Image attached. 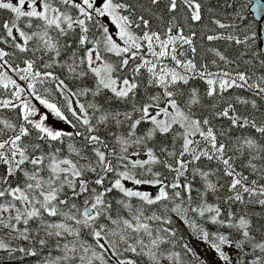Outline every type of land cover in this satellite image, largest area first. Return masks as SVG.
Masks as SVG:
<instances>
[{
    "label": "snow or ice",
    "instance_id": "6c2138e0",
    "mask_svg": "<svg viewBox=\"0 0 264 264\" xmlns=\"http://www.w3.org/2000/svg\"><path fill=\"white\" fill-rule=\"evenodd\" d=\"M227 6L240 23L211 6L205 23L203 0H0V232L25 242L0 239L10 259L209 264L179 221L219 264H264V52L241 27L264 0Z\"/></svg>",
    "mask_w": 264,
    "mask_h": 264
},
{
    "label": "trees",
    "instance_id": "16d2710c",
    "mask_svg": "<svg viewBox=\"0 0 264 264\" xmlns=\"http://www.w3.org/2000/svg\"><path fill=\"white\" fill-rule=\"evenodd\" d=\"M235 2H236V0H203L204 15H205V21L204 22L205 23L209 22L208 17L211 14L208 13L207 9L209 6H211L215 11V15L217 17L221 18L222 20H224V22L240 23L238 20L229 21L226 19V17L233 15V9L229 8L227 5L229 3H235ZM236 6H237V8L239 7L238 4ZM4 15L6 17L7 14L5 13ZM253 22L255 24V30L258 32V30H257L258 25L255 22V20L253 19L249 10H247L246 19L243 23H241V27H244L246 24L253 23ZM248 35L251 36V31L248 32ZM205 43L207 44L208 42L205 41ZM210 43H211V46L218 47L222 52H224L225 54H227L231 58H235L238 51L241 54L248 51L247 46H233L229 42L216 41V42H210ZM257 44L259 45V39L257 40ZM0 47H4L6 51H13V49L10 45L0 44ZM257 51L261 52L259 48L257 49ZM20 55H23V54H20ZM244 58L247 59L248 57L245 56ZM17 62H19V61L17 60ZM240 64H241L240 70H245L246 66L244 65L243 61H240ZM21 67H23V64H21ZM9 74L13 75L14 78L18 79V77H16L15 74H13V73H9ZM257 75H259V72H257ZM18 82L21 83L22 85L24 84L23 81H18ZM89 83H90V81H89ZM196 85L200 87L201 91H203L204 85L202 84V82L196 81ZM230 94L233 97H235L236 95H240L242 97L248 98L249 100L254 98L251 92H246V91L241 90V89L230 90ZM0 98H3V97H0ZM257 102L258 103H264V102L259 101V100H257ZM114 106L119 107V104L117 103ZM238 107L241 110H244V106L238 105ZM247 107L250 108V104ZM76 146L79 147V144L77 143ZM64 151H65V154L68 153L67 142L64 145ZM169 179H171V177H169ZM198 186H199V183L197 182V187ZM193 195H195V193H193ZM214 199L215 198L213 196L209 197L210 201H213ZM254 210L257 213L264 211V209H261L260 206H258V205L254 206ZM179 227L181 229L182 234L185 236V238L191 241V237H190V234L188 232V229L182 227L180 224H179ZM0 239H5L10 244V246L12 248H16L17 246H21L23 243H25V242H22L19 240H8L5 235L0 236ZM191 245L205 260L209 261V264H211V261H210L208 256L203 254V252L201 250H199L193 243H191ZM12 255L15 257V259H10L9 253L6 252L5 250H0V264H40L41 259H43L44 255H46V253H42L38 258L24 256L22 253H19V252L13 253Z\"/></svg>",
    "mask_w": 264,
    "mask_h": 264
},
{
    "label": "rangeland",
    "instance_id": "374dc122",
    "mask_svg": "<svg viewBox=\"0 0 264 264\" xmlns=\"http://www.w3.org/2000/svg\"><path fill=\"white\" fill-rule=\"evenodd\" d=\"M105 19V22H107V17H105L104 18ZM110 28H113V31H114V27L113 26H111L110 25ZM54 122V121H53ZM61 127H66V126H64V125H60ZM70 130V129H69ZM73 158L74 159H78V157H76L75 155H73ZM82 163H83V161H81ZM128 186L129 187H132V184H131V182H129L128 183ZM139 188H140V190H142V191H146V192H149V193H151L152 195H155L156 194V192H157V188H155V187H153V186H150V185H141V186H138ZM178 223L182 226V227H184V228H187L183 223H181V222H179L178 221ZM188 229V228H187ZM188 232H189V234H190V230L188 229ZM3 235H5L3 232H0V236H3ZM190 237H191V243H193L199 250H201L202 252H203V254H205L206 256H208L209 257V259H210V261H211V264H219V261L216 259V254L213 252V251H211L210 249H209V247L205 244V243H203V242H201L200 240H197V239H195L194 237H192L191 235H190Z\"/></svg>",
    "mask_w": 264,
    "mask_h": 264
},
{
    "label": "water",
    "instance_id": "95a60500",
    "mask_svg": "<svg viewBox=\"0 0 264 264\" xmlns=\"http://www.w3.org/2000/svg\"><path fill=\"white\" fill-rule=\"evenodd\" d=\"M249 12L251 13V8L249 7ZM255 22L258 24V34H259V49L264 52V19L256 21L254 14H251Z\"/></svg>",
    "mask_w": 264,
    "mask_h": 264
},
{
    "label": "bare ground",
    "instance_id": "6f19581e",
    "mask_svg": "<svg viewBox=\"0 0 264 264\" xmlns=\"http://www.w3.org/2000/svg\"><path fill=\"white\" fill-rule=\"evenodd\" d=\"M258 25V24H257ZM257 30H258V28H257Z\"/></svg>",
    "mask_w": 264,
    "mask_h": 264
}]
</instances>
